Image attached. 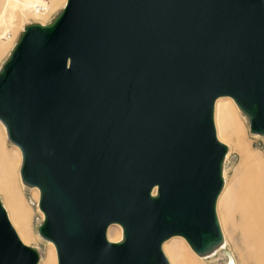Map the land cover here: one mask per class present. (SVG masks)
Segmentation results:
<instances>
[{
	"label": "water",
	"instance_id": "95a60500",
	"mask_svg": "<svg viewBox=\"0 0 264 264\" xmlns=\"http://www.w3.org/2000/svg\"><path fill=\"white\" fill-rule=\"evenodd\" d=\"M220 98L264 137V0H67L25 30L0 121L58 264H170L173 238L196 254L222 242ZM38 263L0 202V264Z\"/></svg>",
	"mask_w": 264,
	"mask_h": 264
},
{
	"label": "bare ground",
	"instance_id": "6f19581e",
	"mask_svg": "<svg viewBox=\"0 0 264 264\" xmlns=\"http://www.w3.org/2000/svg\"><path fill=\"white\" fill-rule=\"evenodd\" d=\"M2 2L4 3V6L6 8H15L18 10L17 15L14 13V10H9L7 17H4L3 15L0 16V24H2L0 26V40L4 41L6 39L5 37L7 33L9 34V32L12 30L15 19L19 18L21 20L29 16L33 17L34 19H42L48 14L49 9L56 7V5H58L59 3L63 4L64 9L67 0H0V6ZM40 8H42L43 10H39ZM40 26L46 27L48 25L40 24ZM1 34H3V37H1ZM15 46L16 44L12 47L9 57ZM3 65L0 67V70L2 69ZM223 99L232 100L230 98H220L215 104V115L217 117L220 113L222 115V128L219 129L217 137L221 143H223L225 139L235 140L237 143H240L242 141L241 133L243 131V125L246 122L245 119L247 117L245 119L241 118L233 105H221ZM235 106L241 113V110L238 108V106L236 104ZM6 139L10 143L6 127L0 121V193L2 195L6 209L3 205L2 206L5 211H8V214L7 212L6 214L7 216L9 215L8 219H10L9 221H11L10 223L14 228L18 238L24 245H26L28 242L34 241L35 237L33 236L30 227V215L28 213L24 214L22 210L21 198L23 189L19 188V184L22 183V185L27 189H36L35 191H38V193L39 190L37 188L27 186L23 183L21 178V151L17 146L10 143L15 147L17 157L9 154L5 147ZM252 171L254 173L253 178L239 187L238 191L236 190L234 192L231 188L228 187V183L226 182V173L223 166L224 187L218 200L219 206H222L224 208V212L226 213V221H232L235 227L240 230L247 258L251 260L253 264H264V162L262 160H256L252 165ZM217 218H219L218 215ZM224 220L225 219L223 217V221ZM223 221L221 218L220 220H218L223 237L220 244L213 246L204 254H196L189 248L200 260L213 257L218 252L226 248L228 240L226 239V233L224 231L222 223ZM37 234L42 240L47 242V256L43 264H55L57 260V254L55 257L56 249L54 245L51 242L46 241L40 235L39 231H37ZM179 239L185 241L183 238ZM108 240L111 243H121L123 241V231L122 235L119 230L117 234L116 232H109ZM36 252L38 253V251ZM170 256L172 259V262H170L171 264H198V262H196L195 260L190 261V258H188L185 253L180 250L177 251L176 249H172L170 252Z\"/></svg>",
	"mask_w": 264,
	"mask_h": 264
},
{
	"label": "rangeland",
	"instance_id": "374dc122",
	"mask_svg": "<svg viewBox=\"0 0 264 264\" xmlns=\"http://www.w3.org/2000/svg\"><path fill=\"white\" fill-rule=\"evenodd\" d=\"M63 9V4L59 3L56 7L49 9L48 14L42 19H34L29 16L24 19H15L12 30L7 33L6 39L4 41L0 40V67L7 61L9 54L12 50V47L20 40L25 30L33 25H49L52 24L58 16L61 14ZM9 10H14L15 14H18V10L15 8H6L4 3L2 2L0 6V16L3 15L7 17ZM2 24H0L1 26ZM4 34V33H3ZM1 34V37H3ZM221 105H233V107L237 110L238 115L241 118H246V116L239 112L235 104L232 100L223 99ZM247 119V120H246ZM245 119V123L243 125V131L241 133L242 141L237 143L235 140L225 139L223 144H225L228 148L227 158L224 163V171L226 173V182L228 183V187L232 189V191H238L239 187L244 185L246 182L250 181L253 178L252 165L256 160H262L264 162V137L253 135L250 132L249 121L248 118ZM243 120V119H242ZM244 122V121H243ZM215 127L216 133H218L219 129L222 128V115L221 113L218 117L215 115ZM5 147L9 154L17 157V153L15 152V147L12 146L8 140H5ZM20 153V152H19ZM20 181V178H19ZM19 188L22 190V210L25 213L30 215V227L32 230V234L35 237V240L32 242H28L26 246H30L31 248L38 251L40 255L39 264H43L46 260L47 256V246L44 240H42L37 231L42 224L43 215L38 209V201H39V193L35 191L36 189H27L22 183L19 184ZM0 201L5 208L2 195L0 193ZM6 209V208H5ZM218 220L220 218L223 221L224 231L226 233V239L228 240V244L224 250H221L213 257L200 260L188 247L185 241L182 239H171L166 242L163 246V251L165 256L167 257L169 263L172 262L170 252L172 249H176L177 251H183L185 255L190 258L189 260H195L198 264H253L251 260L247 258L246 250H244L243 238L241 236L240 230L235 227L232 221H226V213L224 212V208L219 206V200L216 207ZM7 214L8 211L6 210ZM224 212V213H223ZM224 214V215H223ZM9 217V215H8ZM10 220V219H9ZM11 222V221H10ZM220 222V221H219ZM110 229V230H109ZM108 229V239L109 232L120 231L122 235V228L119 226H112ZM239 231V232H238ZM224 234V233H223ZM115 236V235H113ZM44 241V242H43ZM185 249H183V248ZM190 248V249H189ZM56 257V253H55ZM43 260V261H42ZM57 264V260L56 263ZM171 264V263H170Z\"/></svg>",
	"mask_w": 264,
	"mask_h": 264
},
{
	"label": "built area",
	"instance_id": "2783aa9c",
	"mask_svg": "<svg viewBox=\"0 0 264 264\" xmlns=\"http://www.w3.org/2000/svg\"><path fill=\"white\" fill-rule=\"evenodd\" d=\"M39 10H43L42 8H40Z\"/></svg>",
	"mask_w": 264,
	"mask_h": 264
}]
</instances>
